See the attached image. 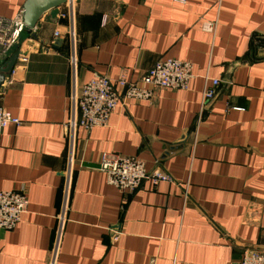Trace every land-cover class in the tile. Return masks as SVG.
Listing matches in <instances>:
<instances>
[{
  "label": "crops",
  "instance_id": "crops-1",
  "mask_svg": "<svg viewBox=\"0 0 264 264\" xmlns=\"http://www.w3.org/2000/svg\"><path fill=\"white\" fill-rule=\"evenodd\" d=\"M25 1L0 0V15H22ZM33 33L21 38L27 65L0 89L21 122L0 136V189L28 199L21 222L0 230V264H50L56 245L54 264H238L264 249V48L252 43L264 37V0H79ZM17 49L0 53V70ZM162 58L193 65L187 90L129 100L107 126L69 135L75 85L132 80ZM207 78L222 84L197 124ZM105 153L173 181L125 196L99 169Z\"/></svg>",
  "mask_w": 264,
  "mask_h": 264
},
{
  "label": "built area",
  "instance_id": "built-area-1",
  "mask_svg": "<svg viewBox=\"0 0 264 264\" xmlns=\"http://www.w3.org/2000/svg\"><path fill=\"white\" fill-rule=\"evenodd\" d=\"M76 3V0H68L63 6L65 11L60 10L59 17L71 16ZM202 28L206 32L214 33L216 24L204 23ZM25 30L21 14L14 18L0 15V53L18 45L16 63L7 79L9 85L14 84L15 75L21 68H25L29 61L28 52L20 49L21 38ZM61 34L60 30H56L54 38H60ZM69 34L73 37L72 29H69ZM70 61L74 68L76 62L73 55H71ZM193 78V65L190 62L172 58L159 59L150 69L132 80H128L126 76H120L118 79L95 76L81 86L73 87L70 97L71 119L67 123L66 129L72 136L76 128L82 127L89 130L105 127L108 125L110 117L121 110L125 102L129 100L152 102L161 90H187ZM221 84L222 81L219 79H206L200 111L196 120L197 124L207 106L217 97ZM232 109L242 110L237 107ZM20 123L18 118L0 104V136L8 125H19ZM99 169L105 172L107 183L120 190L125 196L134 194L147 179H151L154 184L173 181V178L158 165L149 172L141 158L121 154H103ZM67 172L66 195L70 186L72 162ZM66 207L65 203V209L63 208L62 214L59 216L61 223ZM27 208L28 199L24 192L0 189V230H13L21 222ZM56 256L57 245L53 250L50 264L55 263ZM238 264H264V249L245 250Z\"/></svg>",
  "mask_w": 264,
  "mask_h": 264
},
{
  "label": "water",
  "instance_id": "water-1",
  "mask_svg": "<svg viewBox=\"0 0 264 264\" xmlns=\"http://www.w3.org/2000/svg\"><path fill=\"white\" fill-rule=\"evenodd\" d=\"M79 0H76L78 2ZM68 0H26L23 6V24L26 27V33L31 35L32 38L37 39L33 30L38 26L39 22L45 15L55 22L60 16V9L66 5ZM60 42H57L59 44ZM18 53L14 54L6 69L0 70V89L5 82V73H9L16 63ZM239 63L233 64V67L238 66ZM231 69V68H230Z\"/></svg>",
  "mask_w": 264,
  "mask_h": 264
},
{
  "label": "trees",
  "instance_id": "trees-1",
  "mask_svg": "<svg viewBox=\"0 0 264 264\" xmlns=\"http://www.w3.org/2000/svg\"><path fill=\"white\" fill-rule=\"evenodd\" d=\"M253 46L255 45L254 50H258L260 47L264 48V37H261L259 35H255L253 37Z\"/></svg>",
  "mask_w": 264,
  "mask_h": 264
}]
</instances>
